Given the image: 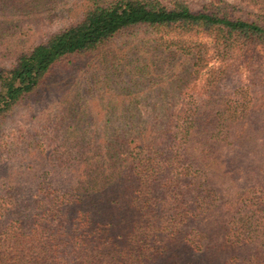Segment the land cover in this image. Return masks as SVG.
<instances>
[{"label":"trees","instance_id":"trees-1","mask_svg":"<svg viewBox=\"0 0 264 264\" xmlns=\"http://www.w3.org/2000/svg\"><path fill=\"white\" fill-rule=\"evenodd\" d=\"M45 1L0 0V54L15 41L4 22ZM82 1L75 22L0 68V119L51 88L54 73L77 59H116L106 46L138 27L210 33L223 61L235 48L241 53L247 85L222 92L234 68L222 61L200 98L145 100L149 116L132 99L122 110L109 107L100 127L71 133L67 163L54 153L52 170L41 160L0 185V264H264V62L248 54L264 51V0H241L256 10L246 18L222 0L198 9L179 1ZM190 59L161 94L181 93L182 81L197 79L205 54ZM144 76L155 74L137 72L133 85Z\"/></svg>","mask_w":264,"mask_h":264},{"label":"rangeland","instance_id":"rangeland-1","mask_svg":"<svg viewBox=\"0 0 264 264\" xmlns=\"http://www.w3.org/2000/svg\"><path fill=\"white\" fill-rule=\"evenodd\" d=\"M154 1L163 4L179 1L198 9L211 0ZM222 1L233 8L236 16L246 18L256 13L241 0ZM83 4L82 0H46L44 6L28 11L27 15L6 20L4 25L12 28V39L15 41H12L9 50L3 49L0 54V68L10 67L12 54L44 42L54 32L75 22ZM215 45L210 33L197 29L138 27L120 34L106 46L104 51L109 49L116 59L108 55L106 60L97 55L87 56L74 61L68 69L55 72L50 80L51 88L23 101L0 119V185L9 179L17 182L20 177L32 173L35 164L41 160L52 170L56 160L54 153L59 160L67 163L73 153L71 133L100 127L103 117L111 115L109 107L122 110L120 104L137 99L133 109L147 115L150 107L145 100L152 102L171 98L188 101L200 98L204 86L208 87L206 79L210 72L220 67L223 61L215 54ZM199 50L204 52L205 62L197 79L193 80L196 76H189L182 81L181 93L161 94L177 76L183 77L185 67L194 63L190 59L191 54ZM169 54H173L170 61ZM248 54L264 62V51L255 49ZM181 55L187 59H182ZM226 61L234 68L229 78L221 82L220 88L222 92L232 94L237 86L243 88L247 85L248 72L237 48L223 62ZM140 71L155 76L153 80L150 76H144L148 80H139V85L134 86V74ZM128 86L129 91L122 93L129 98L123 99L125 97L119 88L128 89ZM89 117L92 124H89ZM22 191L34 193L29 187Z\"/></svg>","mask_w":264,"mask_h":264}]
</instances>
